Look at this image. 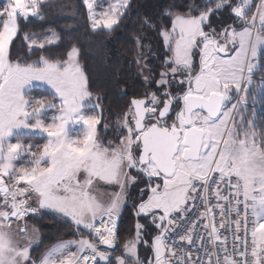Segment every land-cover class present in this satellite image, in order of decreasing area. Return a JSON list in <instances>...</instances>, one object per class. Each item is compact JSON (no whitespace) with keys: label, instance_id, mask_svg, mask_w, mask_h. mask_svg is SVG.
<instances>
[{"label":"snow or ice","instance_id":"snow-or-ice-1","mask_svg":"<svg viewBox=\"0 0 264 264\" xmlns=\"http://www.w3.org/2000/svg\"><path fill=\"white\" fill-rule=\"evenodd\" d=\"M45 2L0 0V264H264V135L243 115L248 98L255 99L253 77L264 67V0H206L185 14L169 11L161 35L171 56L157 90L130 101L119 135L107 143L97 134L101 117L85 110L99 105L90 103L78 48L61 59L12 58L20 20L42 19ZM83 5L93 31H112L129 0L99 13L96 0ZM220 12L233 24L217 32L210 20ZM25 39L31 51L59 37ZM259 96L264 100V77ZM145 179L136 215H150L159 231L149 243L137 223L123 255L114 256L126 191ZM102 186L118 191L105 198L98 195ZM41 210L67 218L81 238L35 258L32 239L23 242L25 218ZM141 243L152 258L140 259Z\"/></svg>","mask_w":264,"mask_h":264},{"label":"trees","instance_id":"trees-1","mask_svg":"<svg viewBox=\"0 0 264 264\" xmlns=\"http://www.w3.org/2000/svg\"><path fill=\"white\" fill-rule=\"evenodd\" d=\"M204 3L206 0H130L119 27L112 31H93L89 26L82 0H46L41 12L42 19L29 17L27 21L20 20V32L13 41L11 55L13 60L18 59L21 63L36 61L41 55L61 59L66 57L71 47L76 46L82 69L89 80V90L93 99L101 106V123L97 128L99 136L106 143L119 135V120L128 111L130 100L143 98L145 93L157 90L155 81L160 79L164 60L170 55L160 36L161 30L170 27L169 11L185 14L188 5ZM146 20L151 26L145 23ZM47 30L57 33L59 40L46 45L43 50L32 48L30 51L23 41V35H39ZM139 58H145L146 70L149 73L147 80L140 70ZM262 77L264 67L258 68L254 75L255 99L250 96L253 101L248 104L250 118H253L254 114L258 135H264V100L259 96ZM35 91L41 93L39 90ZM139 203L140 201L128 199L120 211L114 256L122 254L124 244L134 236L137 223L143 226V240L149 243L159 231L150 221V215H136ZM26 218L39 231V241L31 251L35 258H39L58 240L80 236L74 234V224L57 215L40 212ZM83 235L87 236V233ZM144 246V243L139 245V251L142 253L140 259L152 258L151 248L146 246L148 252H144ZM104 247L101 246L102 250ZM100 264L105 262L101 261Z\"/></svg>","mask_w":264,"mask_h":264},{"label":"rangeland","instance_id":"rangeland-1","mask_svg":"<svg viewBox=\"0 0 264 264\" xmlns=\"http://www.w3.org/2000/svg\"><path fill=\"white\" fill-rule=\"evenodd\" d=\"M115 2V0H96V11L97 13L101 12V11H104V10H107L109 8V5L113 4ZM130 2V0H129ZM253 2L255 4H258L260 2V0H253ZM82 3H83V0H82ZM253 11H255V8H253ZM86 12H87V9H86ZM198 15V14H197ZM87 17H88V13H87ZM211 26L212 28H215L217 30V32H219L221 30V28L223 27H227L228 25L230 24H233V17L228 13V12H220V13H217L216 15H213L211 17ZM88 23H89V26L91 28V21L88 19ZM238 26V25H237ZM92 29V28H91ZM104 30H107V29H104ZM205 30L206 31H209L208 27L206 26L205 27ZM54 31L52 30H47L45 33H42V34H39V35H34V34H31V33H28V34H25L23 35V41L27 44H29V41H27L25 39V36H31L37 40H41L43 39L44 37H47L49 36L51 33H53ZM55 33V32H54ZM57 37H59V35L57 33H55ZM160 36H161V39H162V43L165 47V44H164V40H163V37L161 35V32H160ZM59 39H57L54 43H56ZM76 47V46H75ZM202 47V45H201ZM33 48H38L37 46H33ZM72 48V47H71ZM70 48V49H71ZM77 48V47H76ZM166 48V47H165ZM69 49V50H70ZM171 56V53L170 55ZM66 58V57H65ZM78 62L79 64L81 65L80 63V60H79V57H78ZM193 62H194V66H195V69L198 71L199 69V49H195L194 50V55H193ZM31 63V62H29ZM139 65H140V70L142 71L144 77L148 79V75L149 73L147 72V64L145 62V58H139ZM82 67V66H81ZM163 71V70H162ZM253 85L255 86V80H254V77H253ZM186 87V85L184 86ZM173 91L174 93L176 94H179L180 91H182V89H177L176 87L173 88ZM42 93H39V92H36L35 90L33 91V95L34 96H37L39 97ZM238 97H233V102H235V100L237 99ZM49 99H51V97H49ZM253 100H250V98H248V104L250 102H252ZM55 103H59L58 100L56 101H53ZM90 103L92 105H99L98 108H87L85 109L87 112L91 113V114H97L101 117V106L100 104L98 103L97 100H94L93 99V96L90 100ZM247 104V107L245 108L244 112H243V115L246 117V122L247 121H251L254 125L256 123H254V114H253V118H250V114H251V111H250V107L249 105ZM122 117V116H121ZM120 117V118H121ZM120 121V120H119ZM106 126V125H105ZM98 127V126H97ZM107 128V127H106ZM252 131H255L256 133L258 132L257 131V128H256V125L255 127L252 129ZM77 132H73L72 135H76ZM97 134H98V137L103 141V139L99 136V133H98V128H97ZM22 140H30L31 143L33 144H43L45 141L43 139H34V138H28V137H23L21 138ZM110 141V140H109ZM13 142H15V138H13ZM108 142V141H107ZM106 142V143H107ZM19 163H28V161L26 160H23V161H20ZM146 188V179L143 180L142 182L136 184V185H133V186H130L127 191H126V196H125V202L124 204L122 205L121 207V210L123 208V206L126 204L127 200H136L137 202L138 201H141V192H140V189H145ZM113 191H118V189L116 188H113V187H108V186H102L99 190H98V195L102 196V197H107L108 195H110ZM147 191H145L144 195H143V199H147ZM138 207V205H137ZM40 212H44L43 210L39 211L38 213ZM55 215V214H54ZM59 216V215H57ZM61 217V216H59ZM63 218V217H61ZM64 219H67V218H64ZM68 220V219H67ZM25 221H26V224H27V227H28V233H27V237L23 238V242H27V238H31L32 241H33V246L37 244V241H39V231L38 229L36 228V226L30 222L27 218H25ZM150 221L152 222V218L150 219ZM16 227V224L14 223L13 224V228ZM33 228H35L37 231H33ZM142 232V231H141ZM86 237V236H85ZM134 237V236H133ZM133 237L131 239H133ZM143 237V236H142ZM81 236L77 237V238H65V239H61V240H58L57 242H60V241H66V240H77V239H80ZM129 239V240H131ZM144 239V238H143ZM128 240V241H129ZM57 242H55L54 244H56ZM54 244H52L49 248H51ZM124 249V247H123ZM144 249V250H143ZM142 250L144 252H148V249L146 248V246H144ZM47 250V249H46ZM138 251H139V248H138ZM120 255H123V252L122 254H119L117 256H120ZM142 253H140L139 251V256L141 257ZM150 259V258H149Z\"/></svg>","mask_w":264,"mask_h":264},{"label":"water","instance_id":"water-1","mask_svg":"<svg viewBox=\"0 0 264 264\" xmlns=\"http://www.w3.org/2000/svg\"><path fill=\"white\" fill-rule=\"evenodd\" d=\"M132 99H140V98H132ZM132 99H131V100H132ZM131 100H130V101H131ZM152 254H153V252H152Z\"/></svg>","mask_w":264,"mask_h":264}]
</instances>
